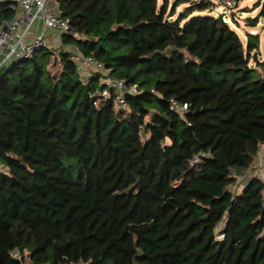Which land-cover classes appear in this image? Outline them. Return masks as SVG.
Masks as SVG:
<instances>
[{
	"label": "trees",
	"instance_id": "trees-1",
	"mask_svg": "<svg viewBox=\"0 0 264 264\" xmlns=\"http://www.w3.org/2000/svg\"><path fill=\"white\" fill-rule=\"evenodd\" d=\"M56 2L62 49L0 73V264H264L259 33L208 0Z\"/></svg>",
	"mask_w": 264,
	"mask_h": 264
},
{
	"label": "built area",
	"instance_id": "built-area-1",
	"mask_svg": "<svg viewBox=\"0 0 264 264\" xmlns=\"http://www.w3.org/2000/svg\"><path fill=\"white\" fill-rule=\"evenodd\" d=\"M11 3V7L15 10L14 17L5 25L0 26V73L7 64L18 59H27L35 55V53L43 48H50V44L46 41V36L43 33H36L34 37L28 40L32 28L36 21L43 22L44 26L52 29L59 38L70 31V20L67 17L60 15L59 10L51 5V0H6ZM224 6L228 9L223 10L224 22L229 23V16L227 15L236 4L237 0H221ZM220 13L217 12L218 16ZM236 24L234 23L233 26ZM256 31V30H255ZM252 33H257V31ZM247 39V36H245ZM62 43V41H61ZM59 46V45H56ZM80 70L87 73L91 69H103L104 65L95 59L93 56L78 57ZM108 86L116 88L121 92L120 103L125 102L126 93L137 94L138 87L136 84L127 85L126 80H113L108 82ZM128 88V89H127ZM108 91H104L106 93ZM156 93L155 89H152ZM109 93V92H108ZM105 97L108 96L104 95ZM170 105L173 110L178 112H185L189 108L187 102H179L176 98L170 99ZM262 153V152H261ZM260 153V154H261ZM264 155L261 154L257 164H262ZM197 159V158H196Z\"/></svg>",
	"mask_w": 264,
	"mask_h": 264
},
{
	"label": "rangeland",
	"instance_id": "rangeland-1",
	"mask_svg": "<svg viewBox=\"0 0 264 264\" xmlns=\"http://www.w3.org/2000/svg\"><path fill=\"white\" fill-rule=\"evenodd\" d=\"M263 2L264 0H237V4L230 9L229 13L227 14L229 16V24L233 25L234 23L236 24V30L237 32L245 39V35L246 33L248 34L249 32L252 31H257V33L259 32L260 35V48L262 50H264V19H261L258 24L260 23V25H254V26H250V24L255 23L254 21H249V17L255 18L257 17V15L260 13L262 6H263ZM51 3V2H50ZM221 6H224V4L222 3L221 0H214L213 3V11L211 12L210 9H208L207 11L210 13H213L215 15H217V12L221 13L223 10L220 9ZM224 9H228L227 6L223 7ZM38 23V21H36V24ZM35 28V26L33 27V29ZM255 28V30H254ZM255 31V32H256ZM257 33H253V34H257ZM46 41L50 44V48L53 49L56 53L62 49L61 46H56L51 40H47ZM76 58V57H75ZM77 61H79L78 58H76ZM111 80V79H110ZM110 80H107V83L110 82ZM104 95L108 96L109 93L106 92L104 93ZM262 152V153H261ZM261 154L264 155V146L262 147L261 150ZM260 154V156H261ZM263 163L260 164H256L255 168L252 169L251 171H249L245 176H243L242 178L239 177V180H242L243 178H245V181L248 180L251 176H259L264 180V158H262ZM262 173V174H261Z\"/></svg>",
	"mask_w": 264,
	"mask_h": 264
},
{
	"label": "crops",
	"instance_id": "crops-1",
	"mask_svg": "<svg viewBox=\"0 0 264 264\" xmlns=\"http://www.w3.org/2000/svg\"><path fill=\"white\" fill-rule=\"evenodd\" d=\"M51 5L55 9H58V4H57L56 0H51ZM260 23L258 25H260ZM34 26H35V28L34 29L32 28V32L30 33L28 40L32 39L36 33H43V34H45L46 39L51 40L55 45H61L62 44L61 43V37L59 38V36L52 29L45 27L43 22L38 21L37 24L35 22ZM245 36H247V33ZM259 50L262 51V54L259 56V58H261V60H262L264 57V50H262L261 48H259ZM242 180H245V178H243Z\"/></svg>",
	"mask_w": 264,
	"mask_h": 264
},
{
	"label": "water",
	"instance_id": "water-1",
	"mask_svg": "<svg viewBox=\"0 0 264 264\" xmlns=\"http://www.w3.org/2000/svg\"><path fill=\"white\" fill-rule=\"evenodd\" d=\"M208 2L210 4H213L214 3V0H208ZM213 7V6H212ZM210 8L211 12L213 11V8ZM223 12H221L218 16H216V18L220 21V22H224V19H223ZM254 25H257V23H253V24H250V26H254ZM262 54V51L260 50H256L254 53H253V60L254 61H258L259 60V56Z\"/></svg>",
	"mask_w": 264,
	"mask_h": 264
}]
</instances>
